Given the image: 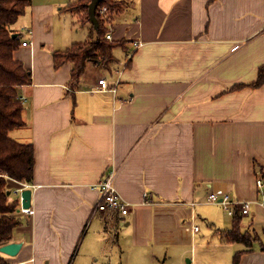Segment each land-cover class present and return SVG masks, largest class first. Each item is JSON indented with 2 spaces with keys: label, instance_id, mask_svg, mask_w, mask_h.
Returning a JSON list of instances; mask_svg holds the SVG:
<instances>
[{
  "label": "crops",
  "instance_id": "crops-1",
  "mask_svg": "<svg viewBox=\"0 0 264 264\" xmlns=\"http://www.w3.org/2000/svg\"><path fill=\"white\" fill-rule=\"evenodd\" d=\"M73 1L30 0L9 27L19 38L13 58L31 72L17 88L24 124L8 136L34 148L33 213H17L11 241L21 247L0 256L8 264H233L246 247L224 240L233 217L207 194L220 188L248 201L247 213L235 209L241 228L264 242L256 182L264 83L250 84L264 65V0H121L105 24L123 41L115 60H87L75 85L73 62L56 65L54 53L94 26L64 8ZM134 41L141 45L129 57ZM100 78L114 90H101ZM108 174L126 215L95 209L94 185ZM198 221L214 237L199 236ZM196 247H212L211 258ZM238 264H264V250L255 243Z\"/></svg>",
  "mask_w": 264,
  "mask_h": 264
},
{
  "label": "trees",
  "instance_id": "trees-1",
  "mask_svg": "<svg viewBox=\"0 0 264 264\" xmlns=\"http://www.w3.org/2000/svg\"><path fill=\"white\" fill-rule=\"evenodd\" d=\"M90 0H76L64 8L75 11L84 21H89L87 4ZM30 0H0V244L11 241L13 229L20 224L17 213L18 198L10 199L11 189L21 182H30L34 166V148L31 143H21L11 139L8 131L24 124L22 120V104L18 99L17 88L31 82V72L20 61L13 58V51L19 45L18 36H13L9 29L16 19L24 13ZM121 0H99L96 9L98 26L91 27L85 41L72 43L70 47L54 53L56 65L66 61L73 62L71 79L75 85L82 74L86 61L97 60L102 66L108 67L115 60L113 48L122 45L121 40L106 38L105 24L123 9ZM106 7L104 13L99 9ZM264 83V65L258 68L257 78L250 83L259 86ZM241 86V85H240ZM262 175V191L264 193V168ZM9 191V194L7 193ZM264 203V196H263ZM230 230L222 231L221 235L228 242H241L246 249L235 252L233 264H238L242 252L251 250L258 243L264 250V242L253 231L241 228V217L234 212ZM0 264H8L0 256Z\"/></svg>",
  "mask_w": 264,
  "mask_h": 264
},
{
  "label": "built area",
  "instance_id": "built-area-1",
  "mask_svg": "<svg viewBox=\"0 0 264 264\" xmlns=\"http://www.w3.org/2000/svg\"><path fill=\"white\" fill-rule=\"evenodd\" d=\"M106 11V7H101L99 9L100 13H104ZM106 38L111 39V33H106ZM22 45H26V41H22ZM141 45V42L134 41L132 43V50L129 51L128 55L129 57L132 55L134 49L138 48ZM98 84L100 86L101 90H114V88L109 87V84L107 83V80L105 78L98 79ZM257 185L258 187L262 188V179H257ZM94 187L98 188L100 197L99 201L96 204L95 209L98 211H108V212H117L120 216L126 215L129 210V204L125 202L120 195L118 194L117 190L114 187L113 184V175L108 174L103 179L98 181ZM31 188V185L28 182H21L17 186H15L13 190V194L15 196H18L19 198V209L18 211L22 214L31 215L33 213V209L29 207H23L22 206V196L21 192L26 189ZM207 200L209 202L213 203H221L225 210L233 215L235 212V209L238 208L240 210V213L245 214L248 212L249 208V202L248 201H242L238 202L233 200L230 195L224 191L223 189H215L211 190L207 194ZM191 229L195 232L198 230L197 225H191Z\"/></svg>",
  "mask_w": 264,
  "mask_h": 264
},
{
  "label": "water",
  "instance_id": "water-1",
  "mask_svg": "<svg viewBox=\"0 0 264 264\" xmlns=\"http://www.w3.org/2000/svg\"><path fill=\"white\" fill-rule=\"evenodd\" d=\"M98 3L99 0H90L89 3L87 4L89 20L92 22L94 28L98 26V21L96 18V9ZM13 36H16V34L13 33ZM7 193L9 194V191ZM21 196H22V206L29 207L31 201V190L24 189L21 192ZM20 247H21V242L11 241L0 245V252L8 254L10 256H14L19 251Z\"/></svg>",
  "mask_w": 264,
  "mask_h": 264
},
{
  "label": "rangeland",
  "instance_id": "rangeland-1",
  "mask_svg": "<svg viewBox=\"0 0 264 264\" xmlns=\"http://www.w3.org/2000/svg\"><path fill=\"white\" fill-rule=\"evenodd\" d=\"M77 19V18H76ZM76 19H73V20H75L76 21ZM16 196H14V194H13V190L11 189V194H10V199L12 200L13 198H15ZM223 208V207H222ZM221 211L223 212V213H225V214H227L226 213V210L223 208V209H221ZM198 224L200 225V227H201V232L198 234L199 236H201L202 234H205L206 232H207V230H208V233H209V238L210 237H214V236H212V229L210 230L209 228H208V226L204 223V222H201V221H198ZM212 239V238H211ZM214 239H216V237L214 238ZM212 246V245H211ZM212 247H210V249L208 250V252L207 253H205L204 252V250H201V249H199L198 247H196V249H195V252L197 253L196 255H198V256H200V259L201 260H209L210 258H211V253H212ZM218 250V252H221L220 251V248H218L217 249ZM236 251V250H235ZM234 251V252H235ZM212 263V261H209L207 264H211Z\"/></svg>",
  "mask_w": 264,
  "mask_h": 264
}]
</instances>
